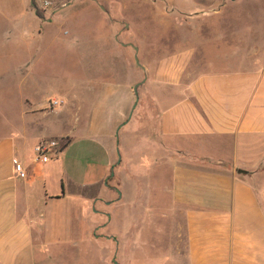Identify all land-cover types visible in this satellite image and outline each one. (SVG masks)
I'll use <instances>...</instances> for the list:
<instances>
[{
    "label": "rangeland",
    "instance_id": "1",
    "mask_svg": "<svg viewBox=\"0 0 264 264\" xmlns=\"http://www.w3.org/2000/svg\"><path fill=\"white\" fill-rule=\"evenodd\" d=\"M36 1L40 17L32 0H0V141L26 150L30 161L38 138L58 140L63 147L70 143L60 152H65L64 172L87 185L106 173L112 150V176L123 173L135 182L130 205L119 207L116 215L108 209L112 222L107 233L93 231L88 248L70 247L75 240L71 230L78 226V214L74 221L72 210L76 206L80 211L77 205L83 200L75 201L72 195L64 206L50 209L49 223L43 225L47 246L36 255L37 264H179L170 191L172 140L160 137L158 126L142 118L137 107L118 134L99 137L93 132V50L109 36L119 48L127 43L138 48L125 49L124 62L115 66L124 73L119 82L129 81L132 87L134 105L142 107L143 92L139 88L136 94L135 88L141 85L137 83L143 68H154L157 60L194 51L195 61L202 63L205 53L213 70L237 66L227 60V51H217L220 46L203 43L234 38L262 43L264 0ZM46 1L52 6L43 7ZM197 8L210 9L209 15L191 23L190 12ZM62 99L65 105L50 107L53 100ZM63 135L67 138L59 139ZM39 171L38 167L33 182L40 185ZM111 197L110 202L115 199ZM96 209L92 206L93 214ZM128 236L133 242L125 250Z\"/></svg>",
    "mask_w": 264,
    "mask_h": 264
},
{
    "label": "crops",
    "instance_id": "2",
    "mask_svg": "<svg viewBox=\"0 0 264 264\" xmlns=\"http://www.w3.org/2000/svg\"><path fill=\"white\" fill-rule=\"evenodd\" d=\"M209 10L194 9L191 23ZM203 44L220 46L217 51H227V60L237 66L213 70L205 53L197 63L190 51L157 60L137 81L144 103L136 110L158 126L160 137L172 140L174 253L179 264H264V41L209 39ZM127 48L117 47L109 36L93 50V132L99 137L118 134L133 111L132 87L119 82L124 73L115 66L124 62ZM43 139L31 148V161L26 150L0 141V264H37L36 255L47 246V212L64 206L72 195L83 200L80 211L72 210L74 221L78 214L77 230H71L74 250L92 246L93 231L107 233L108 209L116 215L131 199L135 182L123 173L112 176V150L106 173L87 185L64 172L61 150L48 164H34V148ZM16 158L28 173L25 180L15 173ZM38 167L40 185L33 182ZM117 192L121 196L115 198ZM128 237L125 250L133 242Z\"/></svg>",
    "mask_w": 264,
    "mask_h": 264
},
{
    "label": "built area",
    "instance_id": "3",
    "mask_svg": "<svg viewBox=\"0 0 264 264\" xmlns=\"http://www.w3.org/2000/svg\"><path fill=\"white\" fill-rule=\"evenodd\" d=\"M52 6V3L50 2H44L43 7H50ZM65 104L63 100H53L50 104V107L52 109H56L59 107H62ZM62 141V140H61ZM62 143L58 140H42L37 144V146L34 148V156H33V162L34 164H48L52 157H55L58 155L60 150L62 149ZM15 166V173L20 179H27L28 173L26 169L18 162L17 159H14L13 161Z\"/></svg>",
    "mask_w": 264,
    "mask_h": 264
},
{
    "label": "trees",
    "instance_id": "4",
    "mask_svg": "<svg viewBox=\"0 0 264 264\" xmlns=\"http://www.w3.org/2000/svg\"><path fill=\"white\" fill-rule=\"evenodd\" d=\"M32 2H33V6L36 8V15H37L38 17L42 16V13H41L40 9H38V7H37V1H36V0H32ZM69 144H70V143H69ZM69 144L65 145L62 149H63V150L66 149V148L68 147ZM62 149H61V151H62ZM237 173H238L239 175H248V173H247L246 171H243V170H238Z\"/></svg>",
    "mask_w": 264,
    "mask_h": 264
},
{
    "label": "water",
    "instance_id": "5",
    "mask_svg": "<svg viewBox=\"0 0 264 264\" xmlns=\"http://www.w3.org/2000/svg\"><path fill=\"white\" fill-rule=\"evenodd\" d=\"M124 46H129V47H132V48H134L135 49V51L136 52H138V48L137 47H135L133 44H127V45H124ZM136 60H137V63H139V60H138V58H136ZM143 68V67H142ZM144 69V68H143ZM138 87H139V85L138 86H136V88H135V92H136V94H137V91H138ZM136 107H137V105H134V108L133 109H136ZM114 176V175H113Z\"/></svg>",
    "mask_w": 264,
    "mask_h": 264
}]
</instances>
